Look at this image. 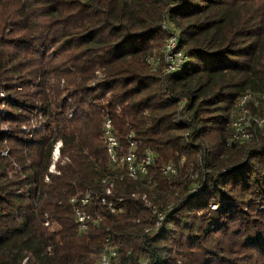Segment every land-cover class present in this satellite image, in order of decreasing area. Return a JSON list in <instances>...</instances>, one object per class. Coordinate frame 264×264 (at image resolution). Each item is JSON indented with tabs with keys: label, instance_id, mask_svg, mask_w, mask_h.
Instances as JSON below:
<instances>
[{
	"label": "trees",
	"instance_id": "16d2710c",
	"mask_svg": "<svg viewBox=\"0 0 264 264\" xmlns=\"http://www.w3.org/2000/svg\"><path fill=\"white\" fill-rule=\"evenodd\" d=\"M0 9V264H97L106 237L115 264H264V125L257 140L228 144L235 104L264 94V0H0ZM165 21L188 56L172 74L147 61ZM107 118L123 150L133 133L140 156L154 151L147 174L111 165ZM167 162L177 168L169 186ZM105 178L114 186L103 204ZM86 191L102 219L80 232L70 200ZM157 213L160 231L146 233Z\"/></svg>",
	"mask_w": 264,
	"mask_h": 264
},
{
	"label": "built area",
	"instance_id": "2783aa9c",
	"mask_svg": "<svg viewBox=\"0 0 264 264\" xmlns=\"http://www.w3.org/2000/svg\"><path fill=\"white\" fill-rule=\"evenodd\" d=\"M162 29L167 33L165 42L159 49L158 53L149 56L147 61L153 70H156L162 64L164 65L165 73L172 74L181 69L186 60H188V56L184 50L180 48L179 37L174 28L165 21L162 24ZM2 96H4L3 93ZM251 98L252 95L250 93H246L239 101V107L242 108V111L232 123L233 133L228 140L229 145L233 142H249L256 136L257 130L264 125V115L257 116L249 113V111L245 109L246 104L250 100H257V103L261 100L264 101V94L256 97V99ZM23 130H26V127H23ZM104 137L106 151L111 165L116 167H125L126 174L135 180L138 179L139 176L148 173L149 167L154 162L155 153L151 149H146L140 156L137 142L133 139V133L128 135L127 148L123 150L120 139L114 132L113 123L111 119L107 118L104 122ZM61 146L62 142L58 141L53 151L52 162L48 169L49 173H59L56 163L60 157ZM161 171L164 175H174L177 172V168L173 163H169L163 166ZM122 177L123 176H121V179ZM46 181H49V175H46ZM102 184L105 189V195L101 197V202L105 204L107 200L106 196L112 193L114 180L111 178H105L102 180ZM197 190L198 186L195 185L191 189V192H196ZM91 198L92 193L90 191H86L80 198L75 196L70 200L80 232L87 231L91 223H98L102 219L101 216L95 217L94 214L89 211ZM111 212L115 213L116 209L112 208ZM49 217L50 215L47 214L44 221V225L47 227L51 226ZM164 219V213H157L153 225L147 227L145 232L158 233ZM117 261L118 248L110 237H106L104 245L100 251L97 264H115ZM26 262L27 258L23 260L22 264H26ZM147 263H149V260L148 258H145L143 264Z\"/></svg>",
	"mask_w": 264,
	"mask_h": 264
},
{
	"label": "rangeland",
	"instance_id": "374dc122",
	"mask_svg": "<svg viewBox=\"0 0 264 264\" xmlns=\"http://www.w3.org/2000/svg\"><path fill=\"white\" fill-rule=\"evenodd\" d=\"M2 13V10L0 9V14ZM0 20H1V18H0ZM151 56V55H150ZM149 64V63H148ZM150 65V64H149ZM160 66H162L163 68H164V65H160ZM159 66V67H160ZM150 67H151V65H150ZM158 67V68H159ZM157 68V69H158ZM152 69V68H151ZM156 69V70H157ZM164 71H165V69H164ZM100 77H101V73H99V72H97V74H96V78L94 79V81L92 82V85L93 84H95L99 79H100ZM249 93V92H248ZM1 94V96H2V92L0 93ZM251 95H252V98L251 99H256V95H254L253 93H250ZM3 97V96H2ZM245 109H247L248 111H249V113H252V114H254V115H257V116H262V115H264V101H259V103H257V100H250L247 104H246V107H245ZM232 111H233V116H234V118H233V120H232V123H233V121H234V119L239 115V113H241V111H242V108L241 107H239V101L235 104V106L233 107V109H232ZM72 115V114H71ZM36 128H38V126H36ZM257 135L252 139V140H257ZM244 143H246V144H248V143H251V140L249 141V142H243V143H241V144H244ZM56 144H57V142L55 143V146H56ZM55 146H54V149H55ZM54 151V150H53ZM52 157H53V154H52ZM172 162V161H171ZM170 162V163H171ZM167 163H169V162H167ZM192 175H194V173L192 174ZM196 175V174H195ZM193 176V177H191L192 179H195V177L196 176ZM166 177H167V179H169V180H172V178H173V176H175V174L174 175H165ZM172 182H173V180L171 181V182H166V181H162V183H164L166 186H169V185H171L172 184ZM98 261V260H97Z\"/></svg>",
	"mask_w": 264,
	"mask_h": 264
}]
</instances>
